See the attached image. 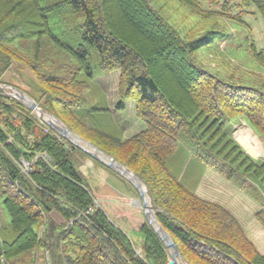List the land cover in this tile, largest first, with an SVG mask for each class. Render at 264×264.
I'll list each match as a JSON object with an SVG mask.
<instances>
[{"label":"trees","instance_id":"1","mask_svg":"<svg viewBox=\"0 0 264 264\" xmlns=\"http://www.w3.org/2000/svg\"><path fill=\"white\" fill-rule=\"evenodd\" d=\"M178 1L202 17L224 14L228 22H241L243 8L251 3L264 13V0H241L236 15L227 12L230 0ZM203 2L220 10L205 9ZM66 3L84 17L77 40L69 45L57 39L48 20L62 2L43 7L39 0H0V85L2 74L22 57L15 42L34 39L26 44L31 53L26 66L33 74L27 94L135 172L181 256L192 264H264V252L232 212L198 196L196 185L188 187L184 174L172 169L171 159L180 149L204 170L215 169L246 192L251 188V196L262 200L254 218L264 230V156L250 155L226 130L239 117L264 143V91L223 79L196 59L199 50L229 35L212 26L187 39L150 0ZM251 35L250 29L247 52L264 65V51ZM53 42L74 59L66 74H51L43 65ZM107 71L118 72L114 108L123 110L133 100L135 116L144 124L128 137L80 120L74 110L91 80ZM86 155L0 87V207L8 219L0 225V264L168 261L169 250L143 211L130 206L114 215L95 205V197L105 196L79 169V158ZM125 227L135 231V239Z\"/></svg>","mask_w":264,"mask_h":264},{"label":"rangeland","instance_id":"2","mask_svg":"<svg viewBox=\"0 0 264 264\" xmlns=\"http://www.w3.org/2000/svg\"><path fill=\"white\" fill-rule=\"evenodd\" d=\"M66 1L67 0H39V4L46 7L60 2L63 3L62 6H59L48 13V20L52 32L57 39L65 45H69L72 44L74 40H77L79 36L78 31L84 17L80 11L72 9ZM239 2H241V0L228 1L227 8H229V11L227 12L231 15H236L239 11L237 8ZM150 3L154 9L158 10L161 16L165 17L180 31L181 35L185 36L187 39H196L199 36H202L205 31L212 26L216 30H222L227 36L229 35V38L216 43L214 46L199 50L196 53V59L207 69L217 73L223 79L245 86L256 87L264 91V65L255 60L247 52L246 46V38L251 29V38L254 40L255 45L264 51V13L257 9L254 3L243 8L245 12H241V15L244 14L241 22L234 20L228 22V17L224 14H215L213 12L211 13L213 17H202L199 14L191 12L178 0H150ZM203 7L210 10L214 8L220 10L218 5L206 2H203ZM27 43L33 44L34 39H31L28 42H21L19 40L15 42L19 47V53L22 57L20 58V56H18L17 59L13 61L10 69L2 74L4 82L1 83V87L6 93H11V87L20 89L26 94L30 89L29 83L33 74L26 66V62H30L31 57V53H29L30 48H26ZM49 47V55L44 59L46 62L44 61L43 64L49 73L58 75L61 73V75H63L66 74L68 70H73L74 59L69 56L66 48L59 46L56 42H53L52 45L50 44ZM53 61L54 63H52ZM45 63H47V66ZM115 74L116 71H107L104 74L96 75L90 82V86L84 95V100H82L81 104L74 108V110L80 120L82 119L91 124H98L104 129H110L116 133L125 134V125L129 124L132 118L125 115L124 111H126V109L117 110L111 107L110 99L112 98V89H115V85L109 89V84L105 80V77ZM139 122H141L140 119ZM233 122L236 123L233 124ZM65 125L68 127L67 124ZM242 125H245L250 129L252 134L251 143L254 146L258 143L261 150L260 152L250 151L248 147H246L247 145L245 144V141L236 134L237 129ZM68 128L70 129V127ZM70 130L76 133L74 130ZM226 130L237 139L245 151L250 155L255 157L264 156V143L262 139L254 132L253 128L244 122V120H241L239 117L234 118L226 125ZM81 137L84 138L83 136ZM84 139L88 140L86 138ZM95 146L100 149L97 145ZM101 151L104 152L103 150ZM179 151L181 150L179 149L177 151L178 153L171 159L172 169L176 173L180 171L181 175L184 174L185 184L188 187L194 188L196 185L195 193L198 196L209 201L220 203L228 210L230 209L235 213H240L239 215L245 213L252 215V213L259 209L262 200H258L251 196V188L247 189V192L245 189H240L234 183L225 180L215 169L206 168L204 170L198 164L195 156L194 158L191 155L183 156V151ZM104 153L112 157L108 153ZM84 157L85 156L79 158V163L83 161ZM91 160L93 161V168L96 169L100 163L93 158ZM86 161L83 163L84 167H86ZM88 170L90 176L88 178H91L89 181L94 190L100 196L103 195L108 197H100L101 199H99L98 196L95 197L96 205H100L103 209L108 211H114L113 214L121 213L120 209H126L130 206L136 208L137 211H143L141 205L138 203L140 198L137 191L130 185L126 178L115 174L110 170L109 174L105 177L95 176V171L91 168ZM133 214L134 212H131V217ZM4 218L8 220L5 214ZM247 218L248 217H242L244 221ZM126 232L132 239L136 238L133 229L126 228ZM244 232L248 236L245 229ZM253 233L256 238V240H254L257 249L263 253L264 237L261 236L262 231L260 229H255ZM259 244L261 247H259ZM183 259L185 258L183 257ZM186 261L188 264H192L188 260Z\"/></svg>","mask_w":264,"mask_h":264},{"label":"water","instance_id":"3","mask_svg":"<svg viewBox=\"0 0 264 264\" xmlns=\"http://www.w3.org/2000/svg\"><path fill=\"white\" fill-rule=\"evenodd\" d=\"M11 89V93L7 92L10 96L17 98L19 101L24 103L30 110L36 112L38 117L44 120L46 124L53 130H55L61 137L69 140L72 144L79 147L87 155L104 165L106 168L126 178V180L132 184V186L139 195L140 199L138 203L143 209L147 222L161 238L165 247L169 250L170 257L168 258V261L165 264H188L187 261L183 259L180 252L178 251L176 243H174L170 235L157 220L152 209L149 196L147 194V189L143 182L133 171L129 170L126 166H124L114 158L106 155L90 141L85 140L77 133L71 131L60 119L54 117L49 113L44 112L37 105V102L29 95H27L24 91L13 87H11Z\"/></svg>","mask_w":264,"mask_h":264},{"label":"crops","instance_id":"4","mask_svg":"<svg viewBox=\"0 0 264 264\" xmlns=\"http://www.w3.org/2000/svg\"><path fill=\"white\" fill-rule=\"evenodd\" d=\"M113 76V77H112ZM105 80L108 82L109 84V89L110 87H112L113 85H115V89H112V98L110 99V102H111V107L113 109L114 108V104L115 102L117 101V98H118V94H117V90H116V86H117V81H118V72L116 71V74L115 75H111V76H107L105 77ZM125 109L126 111L125 112V115L127 116H130L132 118V120L130 121L129 124H126L125 125V129H124V132L125 134H123L125 137H128L132 134H135L136 132L140 131L141 129L144 128V124L143 122H139V119H137V117L135 116V112H134V102L133 100H128L126 102V106H125ZM123 109V110H125ZM143 124V125H142ZM141 128H140V126ZM92 157H90L89 155H86L83 159V161L79 164L80 166V170L81 172L88 178L90 177L89 176V170L88 169H93L95 171V176H101V177H105L109 174V170L106 169V167H104L103 165L99 164L96 169L93 168V161L91 160ZM87 160V161H86ZM84 161H86V167L83 166V163ZM99 163V162H98ZM91 179V178H90ZM88 178V180H90ZM230 210V209H229ZM234 216L239 220V222L241 223V225L243 226V228L245 229V231L247 232L248 234V237L251 238L252 242L256 245V238H255V235L253 233V231L255 229H260L262 231V234L261 236L264 237V230H262V228L259 226V224L256 222L255 218H254V213H252V215H248V213H245V214H242V215H239L238 213H235L234 211L230 210ZM248 217L245 221L242 219V217ZM5 218H4V215H3V210L1 209L0 207V225H3L5 222ZM255 239V240H254ZM257 247V245H256ZM259 247L260 244H259Z\"/></svg>","mask_w":264,"mask_h":264},{"label":"bare ground","instance_id":"5","mask_svg":"<svg viewBox=\"0 0 264 264\" xmlns=\"http://www.w3.org/2000/svg\"><path fill=\"white\" fill-rule=\"evenodd\" d=\"M236 134H238L245 141V144L247 145L246 147H248L250 151H257V152L261 151L258 143H256L255 146L251 143L252 134L247 126L245 125L240 126L237 129Z\"/></svg>","mask_w":264,"mask_h":264},{"label":"built area","instance_id":"6","mask_svg":"<svg viewBox=\"0 0 264 264\" xmlns=\"http://www.w3.org/2000/svg\"><path fill=\"white\" fill-rule=\"evenodd\" d=\"M23 164L25 166L24 170L28 171L29 170V167H28L27 163L23 162ZM95 205H96V203H95Z\"/></svg>","mask_w":264,"mask_h":264}]
</instances>
